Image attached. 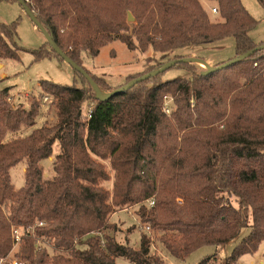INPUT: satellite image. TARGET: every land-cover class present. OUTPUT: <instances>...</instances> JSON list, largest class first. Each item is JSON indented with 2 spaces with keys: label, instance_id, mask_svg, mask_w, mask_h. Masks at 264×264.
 <instances>
[{
  "label": "trees",
  "instance_id": "obj_1",
  "mask_svg": "<svg viewBox=\"0 0 264 264\" xmlns=\"http://www.w3.org/2000/svg\"><path fill=\"white\" fill-rule=\"evenodd\" d=\"M24 1L103 93L122 86L90 72L84 55L97 57L115 40L132 51L152 49L163 60L177 49L229 38L236 58L264 45L251 38L259 22L242 0ZM209 3L220 20H211ZM18 25L0 22V65L20 61ZM34 56L64 62L50 46ZM164 65L148 64L123 86ZM176 67L190 77L164 81L162 73L103 100L76 70L73 85L41 81L39 95L26 102L0 89V260L11 254L15 228L31 229L15 254L20 264H117L118 258L166 264L151 253L158 235L173 259L211 246L215 254L198 264H220L219 252L245 228L250 234L225 264L258 252L264 242V49L208 75L190 63ZM48 159L54 175L45 179ZM19 164L25 184L16 188L11 170ZM149 200L154 206H141L139 217L152 232L142 235L139 249L105 233L116 229L110 218L117 210Z\"/></svg>",
  "mask_w": 264,
  "mask_h": 264
},
{
  "label": "rangeland",
  "instance_id": "obj_2",
  "mask_svg": "<svg viewBox=\"0 0 264 264\" xmlns=\"http://www.w3.org/2000/svg\"><path fill=\"white\" fill-rule=\"evenodd\" d=\"M242 3L249 13L259 22L257 27L251 32V38L256 44L264 43V8L257 0H242ZM211 20L218 21L220 18L212 13L214 3L207 4ZM0 22L10 25L18 22L17 43L20 47V61L10 62L0 68V89H9L14 101L26 102L27 96L40 93V82L50 81L59 85H73L75 83V69L57 58H44L36 61L34 52L43 47L49 49L47 39L32 17L28 14L24 6L18 1L0 3ZM135 23V22H134ZM176 56H190L191 59L203 60L205 63L215 66L217 64H226L236 58L235 40L226 39L221 42L204 45H191L175 50L169 53L167 59H161V54L152 49L147 53L130 50L127 45L119 40H115L101 50L97 57L84 55V65L93 74L105 78L113 87H119L126 83L127 77L141 74L148 64L154 66L156 63L168 64ZM196 66L199 72L205 71L206 66L201 63H190ZM191 72L182 67L171 68L162 75L164 81L177 78L190 77ZM77 85H81L80 82ZM48 104V103H47ZM46 104V105H47ZM46 105L44 110L46 111ZM40 122V121H39ZM43 120L41 121V123ZM39 123V124H41ZM44 168V178L50 179L53 173L52 162L50 159L42 162ZM108 167V166H107ZM109 169V167H108ZM11 178L16 188H21L25 184L24 165L19 164L11 170ZM110 186V185H108ZM111 188V186H110ZM235 206L238 204L235 202ZM141 206L149 205L141 203L127 209L117 210L111 216L110 224L115 226V230H107L106 234L114 236L120 244H127L135 249L140 248L142 235H148L144 229L149 224L144 223L139 217ZM149 210V209H148ZM150 227V225H149ZM30 229V228H28ZM24 228H15L19 231V238L27 235L29 230ZM31 230V229H30ZM33 232V231H32ZM152 232V230L150 231ZM250 228L242 230L241 234L222 249L219 256V263L225 264L227 258L231 255L234 248L248 236ZM154 241V238L152 239ZM22 241L13 245L11 254L8 256L7 264L19 262L15 254L18 252ZM216 248L203 247L185 259L177 260L171 258L164 250L159 241V235L155 238V243L151 245V253L157 254L166 264H198L205 257L215 254ZM22 264H28L23 263ZM117 264H134L125 259L118 258ZM237 264H264V242L254 255L243 256Z\"/></svg>",
  "mask_w": 264,
  "mask_h": 264
},
{
  "label": "water",
  "instance_id": "obj_3",
  "mask_svg": "<svg viewBox=\"0 0 264 264\" xmlns=\"http://www.w3.org/2000/svg\"><path fill=\"white\" fill-rule=\"evenodd\" d=\"M19 3H21L24 8L27 10L28 14L32 17L33 21L37 24V26L40 28V30L43 32V34L45 35L47 42L49 44V46L55 50V52L63 59V61L69 65H71L76 71H78L79 73H81L91 84L94 92L97 95V98L99 99H108L111 98L114 95L120 94L126 90H128L129 88H131L132 86L136 85L137 83H140L150 77L159 75L164 73L165 71L173 68L174 66L178 65L179 63L185 62V63H201L204 66H206V70L202 72L203 75H208L210 73L225 69L230 67L231 65L238 63L241 60L247 59L249 57H251L254 53L264 49V45L257 47L256 49L252 50L251 52L240 56L238 58H235L234 60L223 64L221 66L215 67V66H211L207 63H205L203 60H197V59H183V60H174L172 62H169L168 64L164 65L161 69L152 72L150 74L144 75L140 78H137L131 82H129L127 85L118 88L117 90L113 91L112 93H103L101 92L100 88L98 87V85L96 84V82L92 79V77L85 71L83 70L79 65H77L71 58H69V56H67V54H65L61 49H59L52 37L49 35V33L44 29V27L41 25V23L37 20L36 16L34 15V13L31 11V9L27 6V4L25 3L24 0H16ZM128 22L129 23H134L135 22V18L133 17V15L131 13L128 14ZM3 67V65H0V68Z\"/></svg>",
  "mask_w": 264,
  "mask_h": 264
},
{
  "label": "built area",
  "instance_id": "obj_4",
  "mask_svg": "<svg viewBox=\"0 0 264 264\" xmlns=\"http://www.w3.org/2000/svg\"><path fill=\"white\" fill-rule=\"evenodd\" d=\"M212 13L213 14H217L218 13V11H217V9H215V8H213L212 9ZM50 101V98L49 97H45L44 98V103H47V102H49ZM166 112H167V114H169L170 113V111H169V109H167L166 110ZM147 204L149 205V207H153L154 206V200H149L148 202H147ZM40 226H42L43 224H39ZM148 234H150L151 232V228L148 226V227H145V229H144ZM19 231H14V238H15V244H18L20 241H21V239L22 238H19ZM7 261L5 260V259H1L0 260V264H5ZM12 264H20V263H18V262H13Z\"/></svg>",
  "mask_w": 264,
  "mask_h": 264
}]
</instances>
